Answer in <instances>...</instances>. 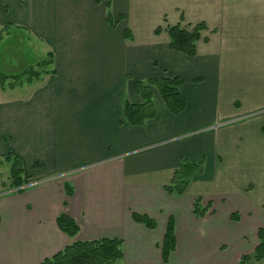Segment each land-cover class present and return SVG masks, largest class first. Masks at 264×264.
<instances>
[{"label": "crops", "instance_id": "1", "mask_svg": "<svg viewBox=\"0 0 264 264\" xmlns=\"http://www.w3.org/2000/svg\"><path fill=\"white\" fill-rule=\"evenodd\" d=\"M201 22L195 56L170 48L168 25ZM8 24L34 34L37 58L51 52L54 61L15 94L0 88V157L19 156L26 174L23 191L0 195V264H41L63 250L72 239L60 213L77 223V240H123L121 264H165L171 217L168 264H239L255 251L264 228V0H0V28ZM176 76L182 112L154 89L156 115L127 121L126 104L143 102L134 81ZM184 160L203 171L184 194H169Z\"/></svg>", "mask_w": 264, "mask_h": 264}, {"label": "trees", "instance_id": "2", "mask_svg": "<svg viewBox=\"0 0 264 264\" xmlns=\"http://www.w3.org/2000/svg\"><path fill=\"white\" fill-rule=\"evenodd\" d=\"M111 13H108V19ZM207 29L204 22L195 25L188 24L183 26L182 23L175 25H168L166 32L170 38V48L172 50L181 52L189 57L197 54V42L201 38L202 30ZM162 27L156 28L155 33L159 34ZM128 37H131L129 32ZM126 34V36H127ZM3 34H0V41ZM32 64H37L39 69H35L34 65L29 67V71H21L20 73H5L0 70V80L2 85L10 78L13 82L10 87L19 85L20 75L26 74V82L31 83L33 80L40 79L43 74L50 72V65L54 61L53 53H48L44 59H37ZM54 72V71H53ZM183 78L163 77L150 78L146 81H134V91L143 100L140 104L127 103L125 115L128 122L134 125H142L149 118L156 115V110L153 103V91L158 90L164 102L169 109L179 114L185 106V98L180 92V86L183 83ZM21 83V82H20ZM264 132V125L262 127ZM4 160L10 164V174L8 177V184L2 182L0 179V186L9 191L8 193L21 192L24 190L25 184V169L22 159L19 156L9 153ZM1 170V164H0ZM203 171V163H190L184 160L181 166L175 171L170 184L165 186V190L169 194H184L194 179L195 176L201 174ZM7 194V193H6ZM2 195V192H0ZM208 208L202 205V199L197 198L194 203V214L197 217L206 215ZM234 220L238 219V214H233ZM133 219L136 222L142 223L150 229L157 227L155 219L147 214L133 213ZM59 228L68 234L72 242L68 244L63 250L55 254L51 258L44 259L41 264H121L124 259V242L119 238H100L94 240L81 241L75 239L79 227L74 219L69 217L66 213H60L57 217ZM259 244L252 254H245L242 256L239 264H260L264 260V228L258 231ZM177 238L175 231V221L171 217L167 224L165 236L161 244L162 260L168 264L171 254L176 250Z\"/></svg>", "mask_w": 264, "mask_h": 264}, {"label": "rangeland", "instance_id": "3", "mask_svg": "<svg viewBox=\"0 0 264 264\" xmlns=\"http://www.w3.org/2000/svg\"><path fill=\"white\" fill-rule=\"evenodd\" d=\"M111 12V9H109ZM108 12V13H109ZM159 27V26H158ZM0 34H3V37L0 41V70L5 73H20L21 71H29V67L34 65L35 69H39L37 64H32L36 61L35 58L40 57L42 54L36 53V46L41 45L38 38L30 33L28 30H25L23 27H18L14 24H8L0 28ZM46 55V52L44 53ZM38 59V58H37ZM21 78L19 85H24L26 83V74L19 76ZM2 81L0 80V88L2 87ZM13 81L9 78L3 87L7 88L8 93L15 94L13 91H10V83ZM0 179L3 182H8V177L10 174V164H8L4 157H0ZM8 184V183H7ZM0 192L3 194L8 193L9 191L4 190L0 186Z\"/></svg>", "mask_w": 264, "mask_h": 264}]
</instances>
